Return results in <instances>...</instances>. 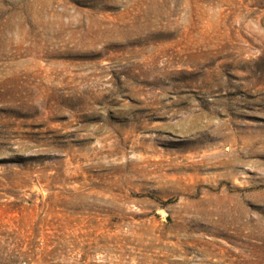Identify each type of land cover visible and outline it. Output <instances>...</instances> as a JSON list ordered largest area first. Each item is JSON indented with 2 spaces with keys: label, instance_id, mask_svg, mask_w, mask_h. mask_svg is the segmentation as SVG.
I'll return each instance as SVG.
<instances>
[{
  "label": "rangeland",
  "instance_id": "1",
  "mask_svg": "<svg viewBox=\"0 0 264 264\" xmlns=\"http://www.w3.org/2000/svg\"><path fill=\"white\" fill-rule=\"evenodd\" d=\"M0 264H264V0H0Z\"/></svg>",
  "mask_w": 264,
  "mask_h": 264
}]
</instances>
